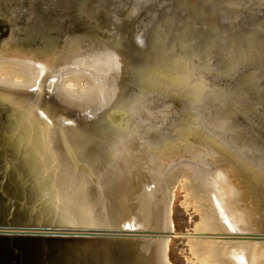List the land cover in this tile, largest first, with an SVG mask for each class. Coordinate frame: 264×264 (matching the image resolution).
I'll use <instances>...</instances> for the list:
<instances>
[{
    "label": "water",
    "instance_id": "1",
    "mask_svg": "<svg viewBox=\"0 0 264 264\" xmlns=\"http://www.w3.org/2000/svg\"><path fill=\"white\" fill-rule=\"evenodd\" d=\"M221 7L0 0V264H166V175L210 160L215 88L234 90Z\"/></svg>",
    "mask_w": 264,
    "mask_h": 264
},
{
    "label": "bare ground",
    "instance_id": "2",
    "mask_svg": "<svg viewBox=\"0 0 264 264\" xmlns=\"http://www.w3.org/2000/svg\"><path fill=\"white\" fill-rule=\"evenodd\" d=\"M231 1L220 0L222 7L217 59L220 55L223 63L217 65L216 74L234 72L235 81L231 84H242L240 87L244 90V82L249 83L251 90L257 86L264 88V21L259 20L260 23L255 27L235 26L240 15L248 12H256L257 15V9H263L264 12V5L249 0H239L237 3H234L236 0ZM249 4H252L253 9L248 10ZM226 8L229 9L228 14ZM259 15L264 14L256 17ZM233 54L235 59L230 67L231 59L227 58ZM254 69L259 70L260 74L252 76ZM215 93L225 97L223 103L228 104L229 93L224 95L217 90ZM218 103L214 101L212 125L217 130L228 131L231 139L229 136L219 138L212 131L210 159L213 164L206 161L190 164L186 161L168 173L166 220L160 250V256L166 264L169 262L164 250L169 241L168 230L172 227L170 211L173 191L181 179L184 180L182 186L186 195L203 202L200 207L201 222L197 227V231L202 234L196 231L198 236L191 244L201 254L203 264H249L252 257L258 261L251 263L264 264V144L259 145V139L247 133L249 130L243 131L240 125H232L235 114L217 108L215 105ZM237 140L241 141L238 146L240 150L234 145ZM203 164L214 167V172L211 170L212 173L208 174L201 170ZM252 167L255 171L250 173L248 169Z\"/></svg>",
    "mask_w": 264,
    "mask_h": 264
},
{
    "label": "rangeland",
    "instance_id": "3",
    "mask_svg": "<svg viewBox=\"0 0 264 264\" xmlns=\"http://www.w3.org/2000/svg\"><path fill=\"white\" fill-rule=\"evenodd\" d=\"M257 1L258 2L256 3H260V4L262 3V5H264V0L263 1L257 0ZM228 10L229 9H227L226 14L229 13ZM225 74L228 73L225 72ZM225 74L220 75V77H225ZM241 85H234V90L215 88V90L224 93V95H227L229 93L228 104L223 103L225 102L224 100L225 97L215 93V96L216 95L220 96V100H216V98H214V101L219 102L215 106L217 108L226 109L227 111L235 114L234 117L232 118L231 124L232 125L234 124L235 126L240 125L241 126L240 129L243 131L249 130L250 132L247 133L257 137L259 139L258 143L261 141L264 144V88L261 86H257L254 87L253 90H251V86L249 85V83L244 82V85L246 87V90H244V88L240 87ZM215 86H217L216 81H215ZM232 107L234 108V110H231ZM242 120L245 121L246 123H243ZM251 124L257 125L258 129L261 127V131L259 132L258 129L250 128ZM259 124L261 125L259 126ZM212 131L214 132V135H218L219 138H223V137L225 138L229 136V138L231 139L230 133L228 131L223 132L222 130H217L213 125H212ZM240 142H241L240 140H237L234 143V145L237 147L238 150L241 149L240 147H238L240 145ZM205 161L209 164H213L211 159ZM238 161L240 160L238 159ZM240 162L243 166H245L242 161ZM181 163L184 162L173 164L170 170L174 169L177 165ZM209 167L207 164H203L200 166V169L204 170L208 174H211L212 173L211 170H213L214 172V167H212L211 165H209ZM170 170L168 171V173L170 172ZM240 171L241 172L243 171V167ZM248 171L252 173L255 171V169L252 167L249 168ZM168 173L166 175V181H169ZM179 182L178 185L175 186L173 191L174 194H173L171 211H170L171 212L170 217L172 223L171 226L173 227V229L171 227V229L168 230V232L170 231L168 233L169 241L168 244L166 245V250H164L166 254V258L169 264H203L201 254L196 252L191 247L194 238L198 236L197 232L198 234H202L201 232L199 233V231H197V227H199L201 222L200 207L203 202L200 199L199 201H196L195 199H190L186 195V190L182 186L184 184V180L181 179L179 180ZM255 260L256 258L252 257L249 261V264ZM256 263L257 262H253L251 264H256Z\"/></svg>",
    "mask_w": 264,
    "mask_h": 264
}]
</instances>
